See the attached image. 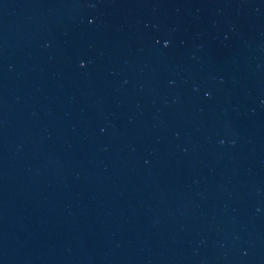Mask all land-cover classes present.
Here are the masks:
<instances>
[{"label":"water","instance_id":"obj_1","mask_svg":"<svg viewBox=\"0 0 264 264\" xmlns=\"http://www.w3.org/2000/svg\"><path fill=\"white\" fill-rule=\"evenodd\" d=\"M0 264H264V0H0Z\"/></svg>","mask_w":264,"mask_h":264}]
</instances>
